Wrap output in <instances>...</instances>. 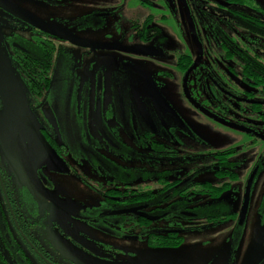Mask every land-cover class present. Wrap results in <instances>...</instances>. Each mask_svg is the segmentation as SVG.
<instances>
[{"label": "flooded vegetation", "instance_id": "1", "mask_svg": "<svg viewBox=\"0 0 264 264\" xmlns=\"http://www.w3.org/2000/svg\"><path fill=\"white\" fill-rule=\"evenodd\" d=\"M10 1L39 17L18 0ZM31 1L44 3L46 6H57L55 0H30L29 2ZM105 1L101 0L100 3L104 4ZM114 1H117L118 6H106V8L98 6L90 12L83 10L80 13L73 10L70 13L77 17L71 22L63 23L62 26L57 24V26L83 38L78 34L82 29L86 27L98 30L103 27L106 28L109 27L107 26L108 20L112 19L110 23L112 27L129 28V33L123 39L131 41L134 44L132 47L149 51L145 54L133 53L137 60L146 59L144 57H154L153 60L162 62L165 60L166 51H174L176 61L174 65L169 66V70L166 69L164 62L162 63V66L165 67L164 70L153 66L151 71L145 72L137 67L136 69L139 70L137 71V83L131 88L110 87L105 92L106 89L101 85V80L97 78L94 89L90 86L87 91L80 94L81 105L85 106L86 101L88 112L79 121L82 125L79 139L82 142H77L75 145L70 144L68 134L64 126L60 124L59 112H55V122L53 126L51 124L50 126L40 108L41 101H44L46 94L51 91L56 82L55 78L59 70L57 69V59L64 53L62 50L63 43L73 44L43 33L1 8L0 25L9 26L14 30L29 29L31 31L27 38L20 35L7 37L6 43L9 47L7 56L14 71L15 68L21 66L26 69L28 65L29 69H34V73L38 75L42 67V44L51 45L50 48L53 50L51 63L46 64L47 67L44 69L47 73V79L50 80L47 88L42 90L29 88L22 80V77L25 76L28 83L31 80V77L26 74L27 72H22L20 75L16 74L20 83V90L17 92L23 95L35 123L52 147L56 157L52 158L36 147L44 158L50 160L55 173L58 175L74 174L75 169L84 171V173L88 169L96 175L97 178L94 179L96 182L87 186L88 189L92 188L91 191H94L98 196L93 199L95 203L80 204L83 207H88L89 211L96 210L92 213V220L94 221H90V223L96 225L94 227L97 228V231L117 232L129 240L133 237L127 230L144 231L147 234L148 245L155 247L150 243L149 236L151 234L163 233L168 235L172 232L181 234L183 229L179 227V223L173 222L175 225L173 228H158L156 230L153 225L154 222L165 217L167 209L172 210L173 207L178 208L179 206H182L183 214L186 216L197 217L201 215L199 209L191 206L196 200L194 199L195 194H201L198 191L201 189V184L205 182H210L209 186L219 183L215 184L209 180L198 183L191 181L193 174L186 171L185 165H183L181 156L184 152L182 150L185 149V138L195 142L201 139L197 131L192 130L183 118L181 111L177 110L165 97L163 86L160 84L161 78L180 84V86L177 85L176 89L178 92L181 90L183 96H187L185 102L194 108L190 110H194L197 117L207 124L219 123L220 115L228 116L229 110H234L236 114L246 112L258 116L253 113L252 110L256 111V109L252 106L262 108V112L264 111V104L260 103L264 100L260 101L254 96V93H258L255 88L244 86L245 82L242 80V76L238 70H234L235 63L229 58V15H234L233 7L237 4L233 5L229 0H134L139 6H136L135 11L129 17L127 16L129 13L125 14L127 8L122 5L123 1L113 0L111 2ZM82 4H87V8H89V0H83ZM247 5L242 4V10L245 11V13L243 12L244 16H238L243 28H247L251 20L256 22L252 18L254 15V18L259 21L260 27L264 29V11L252 9ZM240 13L242 14V12ZM188 22L194 28L192 30L195 36L203 43L198 59L183 48L181 51L179 48L173 47L167 50L170 41H178L180 36L185 35L186 30L187 34L192 36ZM54 24L56 25V23ZM126 29L124 28V30ZM232 29L237 30V28ZM236 34L239 36L237 32ZM45 35L50 38L43 40L42 36ZM241 37L244 42L250 43L244 39V36ZM85 49L91 51L89 48ZM101 52L106 53L103 55ZM108 52L111 51H93L98 57L112 55ZM182 55L193 58L190 67L186 68L184 63H180L179 58ZM250 59H257L264 63V45L260 46L259 55L251 56ZM148 61L152 62V60ZM262 68H264V64ZM229 72L235 76L232 81H229ZM145 73L153 78L157 88L172 107L174 113L160 109L146 92ZM62 82L65 81L62 80ZM125 90L128 92H124ZM234 92L239 93L236 94V98H233ZM105 96L109 98L108 107L102 109L101 104ZM125 97L128 103L125 101ZM239 101L245 105H241ZM240 106H243L245 110H242ZM91 111L96 114L94 124L90 118ZM214 115H218L219 118L217 119ZM206 123L205 125L200 124V126L208 130L210 126ZM249 126L254 130H250L248 133L249 136H252L251 143L253 141L256 143L259 140L264 141V119H262V124L254 119ZM236 152V148L226 150L225 153H229V155L223 156V159H226L224 162L229 166L224 167L219 166L218 152H210L209 155L215 159L214 173L219 169L234 171L238 175L235 182L238 181L240 177L237 171L238 165L233 160ZM131 161L135 163L131 164ZM121 162L126 164L123 165ZM261 170L262 167L257 165L250 172L242 189L240 209L229 204L227 213L207 217L210 221L208 227L229 221V224H234L236 234L239 228H242L238 241L235 243L234 237L229 242V246L239 244L248 221L255 223L258 227L263 226L262 235L257 242V247L260 249L259 259L253 264H264V182H257ZM36 173L44 188L62 209L46 202L28 179V186L33 189V194L28 191L29 188L23 189V191L17 188L13 189L12 179L0 164V196L6 202V211L10 216L6 219L1 217L0 238L8 237L11 240L15 237L14 233L20 235L25 247L34 254L33 258L38 262L37 264H71L68 258H60L59 255L51 251L53 245L46 237L48 235L54 237L62 235L58 231L64 232L63 225L61 224V228L55 219H53L51 226L45 225L38 208L40 203L44 202L50 210L65 214L70 212L54 192V186L50 179L46 178L42 172L36 170ZM224 180L225 178L222 179V181ZM229 182H231L230 178ZM233 188L234 185L231 184L225 192L231 191ZM189 191L191 192L187 193ZM204 195L210 199L219 198L209 197V194ZM245 201H247V210L242 218L241 212ZM172 211L175 213L174 215L179 214L176 210ZM141 220L148 221L150 224L144 225L140 222ZM64 234L66 233L64 232ZM229 237L231 238V236ZM61 243L63 247H68L73 252L82 255H85V250L89 252L87 248L82 250L84 246L80 247L81 244H75L73 241H62ZM169 248L175 247L170 246ZM93 254H91L93 257L107 262V264H121L120 262H122L116 258L107 259L105 254L112 255L107 248L100 256ZM112 256L116 257V255Z\"/></svg>", "mask_w": 264, "mask_h": 264}, {"label": "rangeland", "instance_id": "2", "mask_svg": "<svg viewBox=\"0 0 264 264\" xmlns=\"http://www.w3.org/2000/svg\"><path fill=\"white\" fill-rule=\"evenodd\" d=\"M18 1L43 20L61 26L63 23L71 22L77 17L70 13L73 10L80 13L83 10L90 12L98 6H101V8L118 6L117 1L111 2L113 0H106L104 4L100 3L101 0H89V8H87V4H82L83 0H58L62 4L61 6H46L44 3L29 2L30 0ZM118 1H123L122 5L127 8L125 14L129 13L127 16L131 17L138 4L134 0ZM111 22L112 19H109L107 25L109 27H103L99 30L86 27L78 34L83 39L93 42L121 43L125 47L134 46L131 41L123 39L129 33V28L124 27L127 28L126 30L124 28H114L110 25ZM188 27H190L189 30L192 36H189L186 30L185 35L180 36L178 41H170L167 50L173 47L179 48V51H181L183 48L198 59L201 55L203 43L195 36L192 30L193 27L189 22ZM30 32L29 29L14 30L9 26L0 25V164L12 179L13 189L17 188L23 191V189L29 188L28 191L33 194V189L28 186L27 178L20 169L14 152L12 137L14 133H19L25 142L35 169L50 179L54 186V192L70 212L65 214L50 210L44 202L39 205L38 211L43 217L45 225L51 226L53 219H55L61 228L63 225V230L67 234L59 230L58 233L62 235L58 237L46 236L53 245L51 251L59 255L60 258H68L71 264H107V262L91 255L95 253L94 256H100L106 248L112 255H116L115 257L105 254L106 258L119 259L122 261L121 264H253L254 261H258L260 249L257 247V242L262 235L263 226L258 227L255 223L248 221L243 236L238 242L239 244L229 246V242L234 237V242L238 241L242 228H239L236 234L234 224H229V221L208 227L210 221L207 217L227 213L229 204L235 206L236 209H240L242 189L250 172L257 165L262 167L257 182H264V141L259 140L256 143L254 141L251 143L252 136L248 135L250 130L254 131L249 124L254 119L262 124L263 118H257V116L246 112L236 114L234 110H229L228 116L219 114L222 117H220L219 123L207 124L197 117L194 110H190L193 106L185 102L187 96H183L181 90L178 92L176 89L180 84L161 78L160 84L163 86L165 97L177 110L181 111L183 118L191 126V129L196 130L200 139L204 142L201 143V140L195 142L185 138V149L182 150L184 154L181 157L186 171L193 174L191 181L198 183L199 181L209 180L215 184L219 182L218 185L222 184L223 178L217 177L214 173L213 164L215 159L209 155V152H220L229 148L237 149L233 160L238 165L239 180L232 183L234 185L233 190L223 193L218 199H210L204 194H195L194 199L196 200L191 206L199 209L201 215L197 217L184 215L182 206H179L178 208H172V210L179 213L178 215H174L175 213L172 210L167 209L165 217L154 222L153 225L156 230L158 228H173L175 226L173 222L179 223V227L183 229L181 234L184 236V240L178 247H151L147 243V234L140 230H127L133 237L130 240L123 238L117 232H99L94 227L96 225L90 223V221H94L92 220V213L96 210L89 211L88 207H83L80 204L95 203L93 199L98 196L94 191H91L92 188L88 189L87 186L96 182L94 180L97 178L96 175L88 169H85L87 171L85 173L75 169L74 174H56L50 160L43 157V154L27 135L18 118L15 94L20 90V83L8 60L9 47H7L6 40L7 37L16 35L27 38L30 36ZM62 50L64 53L57 59V69L59 70L55 78L56 82L51 91L46 94L44 101H41L40 108L41 113L47 118L49 125L52 126L56 118L55 112H59L61 116L60 124L64 126L71 145L72 143L75 145L77 142H82L79 139L82 128L79 121L88 112L86 101L85 106L81 105L80 94L87 91L90 86L94 89L97 78L101 80V85L106 89L105 92L110 87L131 88L137 83V71H139L136 69L137 67L145 72L151 71L153 66L164 70L165 67L162 66L164 62L166 63V69L169 70V66L174 65L176 61L174 51H166L165 60L157 62L153 60L154 57H144L146 59L137 60L133 53L121 51L108 52L113 56L98 57L92 50L67 45L66 43H63ZM105 53L101 52L103 55ZM148 60H152V62ZM58 77L59 80L57 81ZM62 80L65 82H62ZM124 92L128 91L125 90ZM104 98L101 104L102 109H106L109 102L107 96ZM233 98L236 97L233 96ZM124 99L126 102L128 101L126 97ZM239 103L241 102L239 101ZM241 105L245 104L241 103ZM240 107L245 110L243 106ZM214 116L217 119L219 118L218 115ZM90 118L94 124L96 122L95 112L91 111ZM197 119L200 120L197 121ZM205 123L210 126L208 130L200 126V124L205 125ZM121 163L126 164L125 162ZM130 163L134 164L135 162L131 161ZM228 181V179H225V182ZM79 200L80 202H78ZM66 240L73 241L78 245L81 244L80 247L84 246L82 250L87 248L89 252L85 250V255H82L73 252L68 247H63L61 242H67Z\"/></svg>", "mask_w": 264, "mask_h": 264}, {"label": "trees", "instance_id": "3", "mask_svg": "<svg viewBox=\"0 0 264 264\" xmlns=\"http://www.w3.org/2000/svg\"><path fill=\"white\" fill-rule=\"evenodd\" d=\"M57 6H61L62 4L60 1L55 0ZM54 1V2H55ZM233 5L237 4V6L233 7L234 9V15H229V58L233 60L235 63L234 70H238L240 75L242 76V80L245 82L244 86L255 88L258 93H254V96L257 97L260 101L264 100V68H262V65L264 64L261 61H258L257 59L252 60L250 59L251 56H257L259 55V49L260 46L264 45V29L260 27L259 21H257L256 18H254V15L251 17L256 20V22L249 23L247 25V28H243L241 21L239 20L238 16H244L242 10V4H248L252 9H259L264 11V0H229ZM242 12V14L240 13ZM243 21V20H242ZM246 22V21H245ZM247 23V22H246ZM232 28H237V30H234ZM236 32L239 34V36L236 34ZM241 36H244V39L247 41H250V43L244 42ZM50 38L49 36L45 35L42 36V39ZM51 45L43 43L41 46V55H42V64H41V72L37 75L34 73V69H29V66H26V69L23 67L21 68H15V74L20 75L22 72H27L26 74L28 77H31L29 83L27 82V77H22V80L28 87L36 89V90H42L47 88L49 85V78L47 79L44 69L47 67L46 64L51 63V55L53 54V50H51ZM180 63H184L185 67L188 68L191 66L193 58L190 56H181L179 58ZM33 63V62H31ZM263 63V64H262ZM23 69V70H22ZM30 75V76H29ZM235 79V76L233 73L229 72V81H232ZM230 86V84H229ZM236 86V85H235ZM234 96L236 97V94H239L237 92H234ZM260 104H264V102H261ZM255 110H252L253 113L257 114L258 118L264 119V111L261 112L262 108H259L257 106H252ZM258 109V110H257ZM15 152V151H14ZM226 150L223 152H218L217 156L220 157L219 160H217L220 164V167L229 166L224 161L226 159H223V156L229 155V153H225ZM16 154V153H15ZM210 154V152H209ZM212 156V155H211ZM17 158V156H16ZM18 160V159H17ZM229 161V158H228ZM19 163V162H18ZM20 166V164H19ZM21 169V166H20ZM22 170V169H21ZM215 174L218 177L231 179V182H225L222 181V184L209 186L210 182H205L201 184V189L198 191L201 194H209V197L217 198L220 197L226 189H229V185L232 184V181L235 182V180L238 178L237 173L234 171H227V170H216ZM191 191L187 192L190 193ZM7 206L6 202L3 197L0 196V221L1 217L5 218L10 217L8 212L6 211ZM141 223H144V225H149L150 222L141 220ZM15 237L13 239L9 240L8 237H1L0 238V264H37L33 258L34 254L29 251L25 245L24 241L21 238L20 235H16L14 233ZM151 245L155 247L163 246V247H176L180 245L183 240L184 236L182 234H178L176 232H172L168 235L161 234V233H154L149 236ZM43 263V262H42ZM45 264V263H44Z\"/></svg>", "mask_w": 264, "mask_h": 264}, {"label": "water", "instance_id": "4", "mask_svg": "<svg viewBox=\"0 0 264 264\" xmlns=\"http://www.w3.org/2000/svg\"><path fill=\"white\" fill-rule=\"evenodd\" d=\"M0 8L4 11L10 13L11 15L15 16L16 18L21 19L22 21L26 22L27 24L39 29L41 32L46 33L50 36L56 37L60 40H65L72 43L75 46L81 48H89L93 51L96 50H108V51H121V52H128V53H140L145 54L149 53L148 50H144L141 48H134V47H125L118 43H98L89 40H85L80 38L73 32L57 26L55 24H51L36 15L30 13L29 11L23 9L19 5L13 3L10 0H0ZM146 78V92L153 98L155 104L160 108L164 109L169 112H173L174 110L166 101L164 96L161 94L159 89L156 86L155 81L153 78L145 73ZM15 105L18 118L21 124L24 126L27 135L32 139L34 144L48 156L55 158V152L53 151L52 147L46 140L45 136L41 132L38 125L35 123L29 108L25 102L23 95L20 92H16L15 94ZM13 147L18 158L19 164L29 180L32 186L39 192V194L43 197V199L53 204L58 209H62L60 205L53 199V197L47 192V190L42 185L40 179L37 176L36 170L33 166V163L30 159L28 154L25 142L22 136L19 133H14L13 137ZM247 210V201H245L244 206L242 208L241 216L242 218L245 216Z\"/></svg>", "mask_w": 264, "mask_h": 264}]
</instances>
